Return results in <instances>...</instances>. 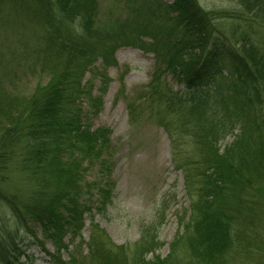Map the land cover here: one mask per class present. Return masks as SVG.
Masks as SVG:
<instances>
[{
    "label": "trees",
    "instance_id": "trees-1",
    "mask_svg": "<svg viewBox=\"0 0 264 264\" xmlns=\"http://www.w3.org/2000/svg\"><path fill=\"white\" fill-rule=\"evenodd\" d=\"M129 1L134 22L95 26L94 0H0V264H30L31 249L47 264H117L112 258L128 247L102 243L95 216L110 205L111 131L88 124L100 98L88 99L86 114L79 104L84 74L100 58L114 64L124 46L156 59L143 99L126 101L129 129L143 120L163 129L188 196L169 254L154 256L162 199L125 264H181L174 254L184 247L191 264H230L235 248L242 262L264 264V0H235L231 13L205 11L197 0ZM161 71L182 90L167 89ZM14 160L31 183L25 196L4 191ZM91 167L102 180L92 206L83 199L92 186L80 182Z\"/></svg>",
    "mask_w": 264,
    "mask_h": 264
},
{
    "label": "rangeland",
    "instance_id": "rangeland-1",
    "mask_svg": "<svg viewBox=\"0 0 264 264\" xmlns=\"http://www.w3.org/2000/svg\"><path fill=\"white\" fill-rule=\"evenodd\" d=\"M128 1L94 0L96 10L94 25H116L114 22L122 25L127 18L134 22L137 17H130L129 12L131 11L127 6ZM133 1L135 0L129 2L133 3ZM138 1L139 5L144 2V0ZM152 1L164 5L171 4L170 0ZM197 1L205 11L231 13L237 10L235 0ZM131 8L136 10L134 5ZM219 25L226 30L231 23L221 21ZM144 35L141 41L152 44V34ZM112 56L114 64L104 66L100 58L93 67L95 70L90 69L84 74L82 85L85 87L84 93L88 94H84L79 101L86 114L89 112L90 100L88 99L100 98L98 113L92 115L90 120L88 118V124L91 129L104 127L111 131L110 139L114 152L109 163L111 166L109 181L112 185L110 205L106 212H102V215L95 216V222L99 224L100 229L105 231L106 239L102 243L107 245V249L114 252L116 247L128 246L123 248V252L117 254L119 259L112 258L117 264H125L122 257H125L129 262L126 257H131L134 253L140 240L141 230L154 219V212L161 206L163 199L164 218L157 234L159 247L154 252V256L163 259L169 254L171 243L179 233L178 222L188 205V196L183 188V173L181 170L174 169L170 145L163 129L155 123L143 120L137 124V128L130 131L126 109V101L139 102L143 99V92H147L146 87L152 81L156 59L153 53L132 46L121 47L114 51ZM161 72L163 73L159 75V80L165 84L167 89L174 92L182 90V87L173 81L170 74H166L165 71ZM34 84L35 81L33 80L29 87ZM232 141L233 138H227L220 148L224 149ZM18 168L19 166L14 160L9 186L4 191L17 192L25 196L24 192H29L31 183L27 185V180L21 179ZM101 181L97 167H91L82 174L81 184L92 186V191L90 190V193L83 196V199H86L91 206L96 200L94 185L101 183ZM5 214L6 210L0 206L1 221H6ZM89 219L90 217L87 215L84 217L85 225L81 231L83 243L88 241L90 235ZM7 227L9 228V226ZM262 236L264 235H260V240L264 239ZM38 238H40L39 234ZM78 242L77 239L76 243ZM45 246L49 252H53L50 244L47 243ZM72 246L73 244L70 243L69 250ZM82 247L83 254H86L87 247L84 245ZM235 251L231 258L234 262L231 260L230 264H249L245 261L242 262L243 256L238 254L240 252H237L236 248ZM30 252L35 259L30 264H47L46 258L39 254L36 249H31ZM188 253V249L184 247L183 250L179 248L174 255L181 260V264H191ZM150 257L151 255L146 260H149ZM62 259L67 260L66 252H63Z\"/></svg>",
    "mask_w": 264,
    "mask_h": 264
}]
</instances>
